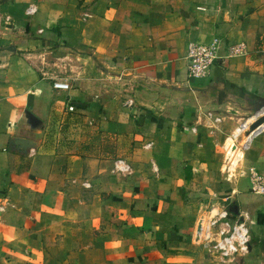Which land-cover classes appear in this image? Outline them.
<instances>
[{"label":"crops","instance_id":"1","mask_svg":"<svg viewBox=\"0 0 264 264\" xmlns=\"http://www.w3.org/2000/svg\"><path fill=\"white\" fill-rule=\"evenodd\" d=\"M215 37L244 55L190 80ZM257 105L264 0H0V264H218L196 233L230 199L264 264V128L225 147Z\"/></svg>","mask_w":264,"mask_h":264},{"label":"built area","instance_id":"2","mask_svg":"<svg viewBox=\"0 0 264 264\" xmlns=\"http://www.w3.org/2000/svg\"><path fill=\"white\" fill-rule=\"evenodd\" d=\"M244 53L245 47L243 44L230 45L220 37H215L210 43L206 44L192 42L187 50L188 77L190 80L206 78L221 62L244 55ZM52 81V87L57 92L66 93L71 89L70 83L62 78H53ZM131 104L132 100L127 99L125 105L129 107ZM66 105L68 112L74 113L76 111L74 103L67 102ZM253 117L250 119L251 121ZM242 132L237 133L235 131L230 139L235 143L230 147L225 145L229 158L232 157L231 149L235 147L236 141H238L237 138ZM235 160H239L238 156L233 161L230 159L229 169L234 167ZM119 163L122 165L120 170L126 171L127 167L123 164V161ZM257 187L256 191L264 194V184L257 185ZM233 204L234 201L230 199L228 204L210 206L198 223L197 241L210 250L218 264H237L238 260L247 254L249 249V227L241 213L231 210L230 206Z\"/></svg>","mask_w":264,"mask_h":264},{"label":"rangeland","instance_id":"3","mask_svg":"<svg viewBox=\"0 0 264 264\" xmlns=\"http://www.w3.org/2000/svg\"><path fill=\"white\" fill-rule=\"evenodd\" d=\"M258 106V105H257ZM261 106L262 105H260V106H258V114L256 115V116H254L253 117V120L251 121L249 118V120H247L246 122H247V127H244V128H242L241 126L244 124V123H246V122H243V124H241V126H239L238 128H239V130H238V132L239 131H244L242 134H241V136H240V138H239V142H238V144H239V148H240V151H239V153L240 152H242L241 151V149L244 147V145H245V143L247 142V139H248V137H249V135H250V133H251V131H252V126H253V124L256 126L257 125V123H258V121H259V119H261L262 117H264V109H262L261 108ZM255 109L254 108H245L244 110H242V112L243 113H247V115H249V114H253L252 113V111H254ZM260 116V117H259ZM251 118V117H250ZM255 119L257 120V122H255ZM264 128V124H262L261 126H258V127H256V129L257 130H259V129H263ZM264 130V129H263ZM232 150V153H233V149H231ZM231 153V154H232ZM239 153L237 154V155H239ZM235 159V158H234ZM233 159V160H234ZM227 160V164H230V158H229V156H228V158L226 159ZM235 162V165H234V167L236 166V163H237V161L235 160L234 161ZM239 169H240V166H238L237 167V171H239ZM221 205H222V203H221ZM210 257L212 258V256L210 255Z\"/></svg>","mask_w":264,"mask_h":264},{"label":"water","instance_id":"4","mask_svg":"<svg viewBox=\"0 0 264 264\" xmlns=\"http://www.w3.org/2000/svg\"><path fill=\"white\" fill-rule=\"evenodd\" d=\"M262 124H264V117H262L261 119H259L256 127L261 126Z\"/></svg>","mask_w":264,"mask_h":264},{"label":"bare ground","instance_id":"5","mask_svg":"<svg viewBox=\"0 0 264 264\" xmlns=\"http://www.w3.org/2000/svg\"><path fill=\"white\" fill-rule=\"evenodd\" d=\"M245 122H246V121H245ZM242 124H243V123H242ZM247 125H248V124H247V122H246V123H244L241 127L244 128V127H247ZM238 130H239V128H238ZM238 130H237V131H238Z\"/></svg>","mask_w":264,"mask_h":264}]
</instances>
